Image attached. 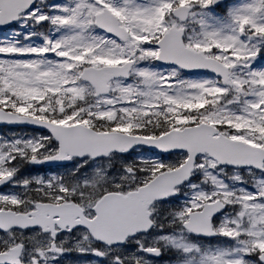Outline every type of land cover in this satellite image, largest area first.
<instances>
[{
  "label": "snow or ice",
  "instance_id": "snow-or-ice-1",
  "mask_svg": "<svg viewBox=\"0 0 264 264\" xmlns=\"http://www.w3.org/2000/svg\"><path fill=\"white\" fill-rule=\"evenodd\" d=\"M0 264H264V0H0Z\"/></svg>",
  "mask_w": 264,
  "mask_h": 264
}]
</instances>
